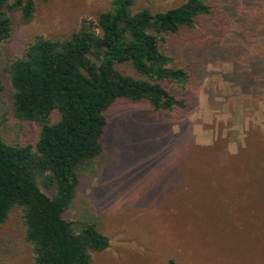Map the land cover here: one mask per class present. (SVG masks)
<instances>
[{
    "label": "rangeland",
    "instance_id": "1",
    "mask_svg": "<svg viewBox=\"0 0 264 264\" xmlns=\"http://www.w3.org/2000/svg\"><path fill=\"white\" fill-rule=\"evenodd\" d=\"M33 1L27 22L10 12L0 43V138L10 144L33 145L37 126L12 114L3 64L35 35L67 37L81 18L111 7V0ZM183 1L132 0L131 8L162 11ZM207 1L208 15L165 37L166 52L189 75L176 93L184 107L154 111L145 100L117 98L104 112L101 152L80 172L64 213L75 233V222L91 215L107 237L90 264H264V149L242 165L227 162L256 138L264 144V0ZM117 68L136 74L128 62ZM23 234L15 208L0 225V264H32Z\"/></svg>",
    "mask_w": 264,
    "mask_h": 264
},
{
    "label": "trees",
    "instance_id": "2",
    "mask_svg": "<svg viewBox=\"0 0 264 264\" xmlns=\"http://www.w3.org/2000/svg\"><path fill=\"white\" fill-rule=\"evenodd\" d=\"M34 6L33 0H0V43L10 34V12L19 11L27 22ZM131 6L132 0H111L110 9L95 20L81 18L67 37L35 35L21 56L3 64L11 112L20 122L35 123L37 137L33 145L0 138V225L19 210L32 264H90V252L108 246L93 216L75 222L77 233L64 217L80 172L92 170L101 152L106 108L117 98L145 100L154 111L185 105L176 93L189 75L166 52L165 37L194 27L210 3L184 0L154 12ZM125 62L135 75L117 68ZM254 144L227 162L242 165L250 152L263 151L261 140Z\"/></svg>",
    "mask_w": 264,
    "mask_h": 264
}]
</instances>
